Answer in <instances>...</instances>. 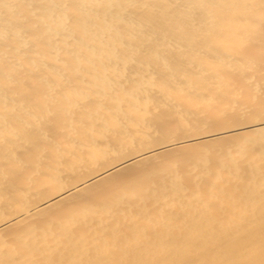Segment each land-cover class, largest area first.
I'll list each match as a JSON object with an SVG mask.
<instances>
[{
    "label": "bare ground",
    "instance_id": "bare-ground-1",
    "mask_svg": "<svg viewBox=\"0 0 264 264\" xmlns=\"http://www.w3.org/2000/svg\"><path fill=\"white\" fill-rule=\"evenodd\" d=\"M0 264H264V0H0Z\"/></svg>",
    "mask_w": 264,
    "mask_h": 264
}]
</instances>
